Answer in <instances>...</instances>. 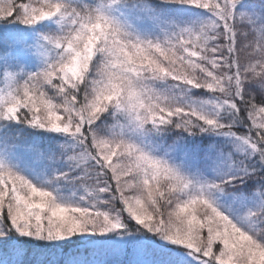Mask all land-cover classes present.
<instances>
[{
	"label": "snow or ice",
	"instance_id": "obj_1",
	"mask_svg": "<svg viewBox=\"0 0 264 264\" xmlns=\"http://www.w3.org/2000/svg\"><path fill=\"white\" fill-rule=\"evenodd\" d=\"M0 264H264V0H0Z\"/></svg>",
	"mask_w": 264,
	"mask_h": 264
}]
</instances>
